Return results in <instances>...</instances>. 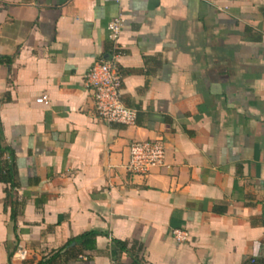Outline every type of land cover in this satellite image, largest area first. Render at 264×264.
<instances>
[{
    "label": "crops",
    "instance_id": "1",
    "mask_svg": "<svg viewBox=\"0 0 264 264\" xmlns=\"http://www.w3.org/2000/svg\"><path fill=\"white\" fill-rule=\"evenodd\" d=\"M116 16L134 125L83 84ZM0 130L18 184L11 219L0 182V264H131L114 240L138 264L264 258V0H0ZM155 138L165 165L129 174V144Z\"/></svg>",
    "mask_w": 264,
    "mask_h": 264
},
{
    "label": "built area",
    "instance_id": "2",
    "mask_svg": "<svg viewBox=\"0 0 264 264\" xmlns=\"http://www.w3.org/2000/svg\"><path fill=\"white\" fill-rule=\"evenodd\" d=\"M123 29L121 16L113 17L107 24V35L110 40L108 54L95 60L83 74V84L89 90L96 116L105 123L134 125L137 111L127 106L122 99V74L117 62L120 53L118 38ZM37 102L47 103L46 95L36 98ZM165 147L160 138L134 140L128 147V160L125 170L132 175L146 176L151 169L165 165ZM171 234L177 241H184L187 232L173 229ZM24 252L19 256L23 257ZM111 264H121L113 261Z\"/></svg>",
    "mask_w": 264,
    "mask_h": 264
},
{
    "label": "trees",
    "instance_id": "3",
    "mask_svg": "<svg viewBox=\"0 0 264 264\" xmlns=\"http://www.w3.org/2000/svg\"><path fill=\"white\" fill-rule=\"evenodd\" d=\"M137 118V117H136ZM7 154V158L3 156ZM0 182L5 184L4 187V205L10 207V218L14 219L16 216V205L12 200L14 190L17 187V182L15 180V170L13 166V153L7 147L2 145V133L0 130ZM98 234L97 231H87L74 238L72 241H76L82 248H90L94 246L95 236ZM114 244L118 247L119 250L127 251L130 255L131 264H138V250L140 249L139 244L133 243L132 249L133 252H128L126 249V242L120 240H114ZM11 254H8V260L10 259ZM54 256L52 255L47 260H40L36 264H49L51 263ZM241 264H264V258H248L243 261Z\"/></svg>",
    "mask_w": 264,
    "mask_h": 264
}]
</instances>
